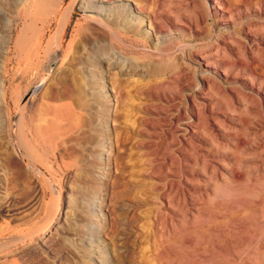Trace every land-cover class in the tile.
Returning <instances> with one entry per match:
<instances>
[{
  "label": "rangeland",
  "instance_id": "1",
  "mask_svg": "<svg viewBox=\"0 0 264 264\" xmlns=\"http://www.w3.org/2000/svg\"><path fill=\"white\" fill-rule=\"evenodd\" d=\"M69 1L45 11L40 0H0V264H264V99L244 85L264 90V56L237 41L239 54L226 52L231 43L211 24L173 30L160 45L121 37L92 21L84 0L61 50L52 41ZM167 1L194 15L186 0ZM206 51L229 79L211 74L203 84L193 54ZM109 77L126 94L120 105ZM192 84L219 98L221 123L191 112ZM178 109L196 122L195 136ZM195 182L205 201L197 218L179 194L200 198Z\"/></svg>",
  "mask_w": 264,
  "mask_h": 264
},
{
  "label": "bare ground",
  "instance_id": "2",
  "mask_svg": "<svg viewBox=\"0 0 264 264\" xmlns=\"http://www.w3.org/2000/svg\"><path fill=\"white\" fill-rule=\"evenodd\" d=\"M61 1V0H60ZM79 0H70L68 2L67 8L66 10L63 12V14L60 16L56 28H55V32H54V41H52L54 43L55 46L59 47L62 50V38H63V31L64 28L67 24V22L69 21L73 11H74V7L75 5L78 3ZM167 0H84L85 3V7H84V11L89 12V17L92 21H95L99 24V27L103 26L104 28H106L107 30H109V32L111 31L112 33L120 34L121 37L124 34L128 33H132V35H135L138 39H143L145 41H149V40H154L156 42V45H160L166 41L169 40V36L170 34H172L171 32L173 30H178V33H185L186 30H192L194 28H199L201 27V30H204L205 28H203L205 25L206 27H210L213 25H217L221 32L220 35L218 36V41L221 42H225V43H231V45L229 46H225L226 48V52L227 51H231L233 53L239 54V50L237 48H235L234 44L232 45V43L234 41L237 42H241L244 46V52L246 53V55H248L249 57H255V55L261 53L264 56V0H186V5L187 7H191L192 10L194 12V15H188L186 14L188 12V10H190L189 12H191V9L189 8H185V7H177L176 3L175 7L173 5V10L172 7L169 9L168 8V2ZM172 1V0H171ZM34 2V1H33ZM40 2L42 3L41 5V9L47 11L48 8H50L55 0H40ZM58 2V1H57ZM173 2V1H172ZM205 3V5L202 4ZM58 4V3H57ZM170 4L172 5V3L170 2ZM183 4V3H182ZM56 5V4H55ZM170 5V6H171ZM184 5V4H183ZM58 6V5H57ZM169 6V7H170ZM37 7V6H36ZM185 8L188 9L187 11H183ZM39 11V10H37ZM49 12H51V10H49ZM47 14V13H46ZM213 19V21L211 23H209V20ZM208 25V26H207ZM98 27V26H97ZM102 27V28H103ZM200 29V28H199ZM210 29V28H209ZM106 30V31H107ZM96 32H101L99 31H95V34H98ZM102 33V32H101ZM100 33V34H101ZM203 32H197L196 29V35L202 34ZM104 35V33H103ZM102 35V36H103ZM106 35V34H105ZM108 35V34H107ZM110 35V34H109ZM100 35V37H102ZM131 36V35H130ZM129 37V36H127ZM133 37V36H132ZM205 37V36H204ZM211 37V36H210ZM94 38V37H93ZM103 38V37H102ZM101 38V39H102ZM105 38V37H104ZM107 38V37H106ZM105 38V39H106ZM125 38V37H124ZM134 38V37H133ZM213 38V37H211ZM210 41V43L216 44V46L218 47V41L215 39H212ZM100 39V40H101ZM123 39V38H121ZM127 39V38H126ZM96 42L98 43L99 40ZM95 42V44H96ZM247 43H250L249 45H247ZM49 45V44H48ZM211 46V45H210ZM212 47V46H211ZM220 47V46H219ZM223 47V46H222ZM213 48V47H212ZM216 48L214 47V50ZM221 49V48H220ZM224 49V48H223ZM211 51V50H210ZM218 51V49L216 50ZM220 51V50H219ZM224 51V50H222ZM53 52V51H52ZM199 52V51H198ZM207 52V51H206ZM217 53V52H216ZM218 55V54H217ZM215 54V56H217ZM214 56V53L211 52H207L205 54H201V53H194L193 57L195 59V61L199 64V67L201 69V76H202V82L203 84L207 83L210 85L211 81L210 79V75H222L225 76L226 79H229V74H227L224 70L225 68H223V63L220 65V68H218L214 63V61H217L218 59ZM214 58H216L217 60H214ZM219 58V57H218ZM247 58V57H246ZM248 59V58H247ZM250 59V58H249ZM248 59V61H249ZM256 59V58H255ZM220 60V59H219ZM246 60V59H245ZM264 60V59H263ZM226 62V61H225ZM239 62V61H238ZM217 63V62H216ZM248 64V63H247ZM255 64V63H254ZM257 64V63H256ZM218 65V64H217ZM232 65V64H231ZM235 65V64H234ZM251 65V64H250ZM225 66V65H224ZM230 66V65H229ZM222 67V68H221ZM226 67V66H225ZM231 67V66H230ZM241 67V66H239ZM238 67V68H239ZM257 67V66H256ZM245 69V67H241V69ZM247 68V67H246ZM255 68V67H254ZM260 68V67H259ZM258 68V69H259ZM228 69V68H226ZM257 69V68H256ZM228 71V70H226ZM246 72V70H244ZM257 71V70H256ZM230 72V71H229ZM243 72V71H242ZM250 72V71H249ZM262 72H264L262 70ZM248 74V73H246ZM250 74V73H249ZM254 76V75H253ZM247 76H244V78ZM251 77V76H250ZM248 78V77H247ZM260 78V77H259ZM191 79V78H189ZM249 79V78H248ZM258 79V78H257ZM212 80V79H211ZM256 80V79H255ZM190 81V80H189ZM210 81V82H209ZM106 82L111 84L110 90L112 91V95L114 96V101H115V106L120 105V100L123 99L122 96V92L124 91V89L122 90L119 87H116L115 85H113V82L111 81V78L109 77V79H106ZM260 82V81H259ZM262 82H264L262 80ZM191 83V81H190ZM189 83V84H190ZM259 85H256V82L254 80H249L248 82H245V86L248 88H251L252 91H256L258 93V95L262 98L261 100L264 99V90L261 89V83H257ZM263 84V83H262ZM125 85V84H124ZM123 84L121 85L124 86ZM193 85V84H192ZM190 86V85H189ZM193 86H196L195 84ZM41 87V86H40ZM264 87V86H263ZM125 88V87H123ZM191 88V93L189 94L190 96V108H191V112H195V114L197 115L198 118L202 117L203 115L201 114V110L204 113L209 114V118L216 122L215 120H220L219 118V113L218 111L215 110V105L217 103H219L220 100L216 99L217 97H212V96H204V89L203 86H201L200 84H198V86H196L195 88L190 86ZM38 88H34V90H37ZM2 91V89H1ZM1 93V92H0ZM224 93H226L224 91ZM2 94V93H1ZM126 97V94L125 96ZM125 100V98H124ZM217 100V101H216ZM260 100V99H259ZM123 101V100H122ZM121 101V102H122ZM126 101V100H125ZM123 101V102H125ZM222 101V100H221ZM217 102V103H216ZM223 102V101H222ZM263 105H264V100L262 101ZM1 103V102H0ZM225 103V102H224ZM259 103V102H258ZM222 104V103H220ZM219 105V104H218ZM226 105V104H225ZM230 105V104H229ZM259 105V104H258ZM262 105V106H263ZM227 108V105H226ZM225 108V109H226ZM230 109V107H229ZM179 110V109H178ZM259 110V109H257ZM186 111V110H185ZM185 111H184V115H185ZM182 112L181 110H179V113L181 115L182 118L176 116L177 120H182L181 121V125H182V130L183 132L188 133L189 135L195 136V134L197 133L196 130V126L194 125L196 122L188 117V116H182ZM221 112V111H220ZM260 112V111H258ZM178 113V112H177ZM201 114V116H200ZM223 114V113H222ZM225 114V113H224ZM179 115V116H180ZM226 115V114H225ZM261 115V114H260ZM200 116V117H199ZM262 116V115H261ZM227 117V116H226ZM225 117V118H226ZM263 117V116H262ZM261 117V118H262ZM232 118V117H231ZM230 118V119H231ZM207 119V116L206 118ZM209 119V120H210ZM229 119V118H228ZM218 120V122H220L221 120L223 121V119H221L220 121ZM236 120V119H235ZM221 121V122H222ZM237 121V120H236ZM264 121V120H263ZM195 122V123H194ZM220 122V123H221ZM180 123V122H179ZM200 123V122H199ZM209 123V122H208ZM211 123V122H210ZM225 123V122H224ZM228 123V122H227ZM233 123V121H232ZM239 123V122H238ZM204 124V123H203ZM216 124V123H215ZM226 124V123H225ZM224 124V125H225ZM227 125V124H226ZM225 125V126H226ZM229 125V124H228ZM172 126H173V122H172ZM171 126V127H172ZM229 126H234V125H229ZM201 127V126H200ZM205 127V126H204ZM209 127V125H208ZM211 127V126H210ZM230 127V128H231ZM237 127V125L235 126ZM232 128V129H235ZM177 128V127H176ZM170 129V128H169ZM175 128H172V130H174ZM209 129V128H208ZM212 129V127H211ZM214 130V129H213ZM222 130V129H221ZM226 130V129H225ZM171 131V130H168ZM220 131V130H219ZM218 131V132H219ZM254 131V130H253ZM175 132V130L173 131V133ZM182 132V134H183ZM210 132V130H209ZM251 132V130H250ZM257 131L255 130V133ZM172 133V132H171ZM200 133V132H199ZM213 133V132H212ZM210 133V135L212 134ZM220 133V132H219ZM226 133V132H225ZM230 133V132H229ZM228 133V134H229ZM233 133V132H231ZM254 133V134H255ZM215 134V132L213 133ZM218 134V133H217ZM215 134V135H217ZM250 134V133H249ZM253 134V133H252ZM173 135V134H172ZM186 135V134H185ZM221 135V134H220ZM180 136V134H179ZM187 136V135H186ZM199 136V135H198ZM203 138V134L201 135ZM218 136V135H217ZM197 137V136H196ZM214 137V136H213ZM216 137V136H215ZM221 137V136H220ZM219 137V138H220ZM223 137V136H222ZM225 137V136H224ZM229 137V136H228ZM179 138V137H178ZM183 138V137H182ZM218 138V140H219ZM185 139V138H184ZM192 139V138H191ZM201 139V138H200ZM230 139V138H229ZM233 139V138H232ZM231 139V140H232ZM237 139V138H236ZM242 139V138H241ZM182 140V139H180ZM234 140V139H233ZM186 141H191L188 137V140ZM194 143V140H192ZM217 141V140H215ZM207 142V141H205ZM219 142V141H218ZM217 142V143H218ZM224 142V140H223ZM187 143V142H186ZM215 143V142H214ZM225 143V142H224ZM223 143V144H224ZM228 143V142H226ZM235 143V141H234ZM239 143V142H238ZM237 143V145H238ZM242 143V142H241ZM239 143V144H241ZM199 144V143H198ZM220 144V142H219ZM221 144H222V140H221ZM233 144V143H232ZM194 145V144H193ZM202 145V144H201ZM209 145V143H208ZM231 145V144H230ZM251 145V143L249 144ZM188 146L191 147L190 144H188ZM234 146V145H233ZM244 146V145H243ZM200 147V146H199ZM213 147V146H212ZM210 149H213V148ZM224 147V146H222ZM228 147V146H227ZM226 147V148H227ZM231 147V146H229ZM238 147V146H237ZM256 147V146H255ZM218 149V147H215ZM225 148V149H226ZM252 148V149H251ZM185 149V148H184ZM200 149V148H199ZM217 149H215L216 151H218ZM224 149V148H222ZM221 149V151H222ZM248 148H246L247 150ZM251 150H253V147H250ZM250 149L248 151H250ZM257 149V148H255ZM254 149V150H255ZM201 150V149H200ZM209 150V149H208ZM245 150V149H244ZM261 150V149H260ZM263 150V148H262ZM215 151V152H216ZM220 151V150H219ZM259 152V150H257ZM253 152V151H252ZM256 152V151H255ZM253 152L254 154H257ZM211 153V152H210ZM209 153V154H210ZM214 154V153H212ZM218 154V153H217ZM216 154V155H217ZM253 154V155H254ZM221 156H225L224 154H220ZM230 155V154H229ZM252 153L250 155L253 156ZM187 156V155H186ZM191 156V155H190ZM258 156V155H257ZM189 157V155L187 156ZM202 157V154H201ZM233 157V156H231ZM263 157V156H261ZM260 157V158H261ZM194 158V157H193ZM210 158V156H209ZM216 158V157H215ZM236 158V155H235ZM248 158V157H247ZM171 159V158H169ZM191 159V158H190ZM200 159V158H199ZM233 159V158H232ZM237 159V158H236ZM249 159V158H248ZM264 159V158H263ZM261 159V160H263ZM226 160V159H225ZM189 161V160H188ZM187 161V162H188ZM203 161V160H201ZM223 161V159H222ZM228 161V160H226ZM237 161V160H236ZM168 162V161H167ZM166 162V163H167ZM195 162V161H193ZM197 162V160H196ZM200 163V161H198ZM256 161H253V163ZM207 163V162H206ZM229 163V161H228ZM250 163V162H249ZM257 163V162H256ZM260 162H258L259 164ZM190 164V163H189ZM192 164V162H191ZM205 164V163H204ZM224 164V163H223ZM182 165V164H181ZM202 165V164H201ZM213 165V164H211ZM222 166V164H220ZM225 165V164H224ZM190 166V165H189ZM227 166V165H226ZM249 166V165H248ZM254 166V165H252ZM252 166H250L252 168ZM184 167V165H183ZM193 167V166H192ZM198 167V166H197ZM210 167V166H209ZM213 167V166H211ZM216 167V166H215ZM258 167V166H257ZM263 167V166H262ZM221 168V167H220ZM250 168V169H251ZM184 169V168H183ZM207 169V168H206ZM211 169H215L214 167ZM218 168H216L217 170ZM261 169V168H260ZM191 171V170H190ZM189 171V173H190ZM207 171V170H206ZM215 171V170H214ZM260 171V170H258ZM264 171V170H262ZM199 172V171H197ZM196 172V173H197ZM216 172V171H215ZM221 172V171H220ZM195 173V172H194ZM212 173V172H211ZM210 173V174H211ZM230 173V172H229ZM247 173V172H246ZM193 174V172H192ZM203 174V173H201ZM209 174V175H210ZM220 174V173H219ZM207 175V174H206ZM214 175V174H213ZM228 175V174H227ZM208 176V175H207ZM222 176V175H221ZM225 176V174H224ZM222 176L221 179L224 177ZM195 177V176H194ZM203 177V176H202ZM213 177V176H212ZM219 177V176H218ZM217 177V180H218ZM185 178V177H184ZM190 178V176H189ZM211 178V177H209ZM216 178V176H215ZM226 178H229V176L225 177V181ZM195 179V178H194ZM185 180V179H183ZM182 180V181H183ZM193 180V179H192ZM208 180V179H206ZM216 180V179H214ZM229 180V179H227ZM210 181H213L212 179ZM222 181V180H221ZM181 182V181H180ZM184 182V181H183ZM191 182V181H190ZM208 182V181H206ZM224 182V181H223ZM197 182H195L196 184ZM203 183V182H202ZM213 183H215L213 181ZM219 183V182H218ZM217 183V184H218ZM222 183V182H221ZM180 184V183H179ZM184 184V183H183ZM201 184V182H200ZM205 184V183H203ZM209 184V183H208ZM216 184V185H217ZM220 185V184H219ZM186 186V185H185ZM201 185H199V183H197L195 185L194 188L198 189V193L200 194V198L199 197H193L194 195L192 193H190L191 191L187 190H182L180 191V196H182L184 198L185 201V211L186 213L190 214V215H196L197 212V216L199 217L200 215H202V211H201V205L204 204L205 201H203V195L204 192L203 190H201L202 188L200 187ZM215 186V185H214ZM192 187V188H193ZM208 187V186H207ZM174 188V187H173ZM214 188V187H213ZM216 188V186H215ZM214 188V189H215ZM185 189V187H184ZM200 189V190H199ZM207 189V188H204ZM210 189V188H209ZM213 189V190H214ZM173 190V189H172ZM209 191V190H208ZM196 192V193H197ZM211 192V191H210ZM188 193L190 195H188ZM169 197V196H168ZM210 197V196H208ZM238 198V197H237ZM178 199V197H177ZM210 199V198H209ZM183 201V200H182ZM244 201V200H243ZM172 202V201H171ZM174 202V201H173ZM250 202V201H249ZM165 204V203H164ZM167 204V203H166ZM165 204V205H166ZM253 204V203H251ZM237 205V204H236ZM205 206V205H204ZM254 207V206H253ZM99 208V207H98ZM167 208V207H166ZM175 208V207H172ZM180 208V207H179ZM178 208V209H179ZM203 208V207H202ZM221 208V207H220ZM163 209V208H162ZM257 209V207H256ZM204 211V209H202ZM162 211V210H161ZM177 211V210H176ZM184 210L182 209V212ZM172 212V211H171ZM177 213V212H175ZM1 214V212H0ZM168 215V214H167ZM185 215V214H184ZM188 216V215H187ZM197 216H195L197 218ZM184 218V217H183ZM182 218V219H183ZM186 218V216H185ZM170 219V218H169ZM215 219V218H214ZM176 220V219H175ZM195 220V218H194ZM209 222V221H208ZM211 222V221H210ZM169 223V222H168ZM207 223V222H206ZM195 226V225H194ZM218 226V225H217ZM193 227V226H191ZM199 229V228H198ZM201 229V228H200ZM225 233V232H224ZM254 238V237H253ZM257 240V239H256ZM227 241V240H226ZM222 242V241H221ZM262 244V243H261ZM200 248V247H199ZM261 248V247H260ZM6 249V245L0 247V251L5 250ZM210 251V250H209ZM192 253V252H191ZM204 253V252H203ZM218 253V252H217ZM216 253V254H217ZM157 254V252H156ZM245 256V255H244ZM244 258V257H242ZM2 259V257H1ZM5 259H3L4 261ZM181 260V259H180ZM1 261V260H0ZM246 262V261H245ZM1 263V262H0ZM3 263V262H2ZM6 262L4 261L3 264H5Z\"/></svg>",
  "mask_w": 264,
  "mask_h": 264
}]
</instances>
